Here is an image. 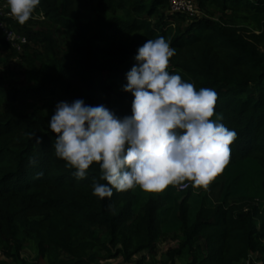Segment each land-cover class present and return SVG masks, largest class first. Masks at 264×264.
Wrapping results in <instances>:
<instances>
[{
	"label": "trees",
	"instance_id": "trees-1",
	"mask_svg": "<svg viewBox=\"0 0 264 264\" xmlns=\"http://www.w3.org/2000/svg\"><path fill=\"white\" fill-rule=\"evenodd\" d=\"M196 2L206 15L171 12L169 0H41L23 25L0 15L2 66L15 58L23 67L18 87L0 70V264L127 262L138 253L134 264H151L172 236L163 228L171 215L177 243L161 264H255L253 255L264 264V0ZM1 24L26 37L20 51ZM160 36L176 50L167 70L214 89L220 122L237 133L214 177L230 187L222 200L197 186L175 203L176 185L100 199L92 194L94 181L106 183L98 164L77 180L53 154L55 104L83 99L131 115L125 74L137 48ZM25 248L34 257H23Z\"/></svg>",
	"mask_w": 264,
	"mask_h": 264
},
{
	"label": "clouds",
	"instance_id": "clouds-1",
	"mask_svg": "<svg viewBox=\"0 0 264 264\" xmlns=\"http://www.w3.org/2000/svg\"><path fill=\"white\" fill-rule=\"evenodd\" d=\"M6 3L12 17L23 25L41 0ZM170 45V39L160 36L146 39L137 48L136 63L122 85L133 97L131 115L118 117L105 105H88L83 99L58 101L54 106L47 122L56 134L53 154L74 169L77 180L86 178L90 167L98 164L100 180L106 183L94 181L92 194L100 199L110 198L114 190L137 186L159 192L183 183L186 189L185 181L207 188L230 159L229 146L237 133L221 123L223 117L215 112L217 92L197 90L179 74L170 73L169 61L176 53ZM30 136L40 145V137ZM36 163L35 157H29L30 165Z\"/></svg>",
	"mask_w": 264,
	"mask_h": 264
},
{
	"label": "rangeland",
	"instance_id": "rangeland-1",
	"mask_svg": "<svg viewBox=\"0 0 264 264\" xmlns=\"http://www.w3.org/2000/svg\"><path fill=\"white\" fill-rule=\"evenodd\" d=\"M192 9L195 10V11L193 10L192 15L187 12L190 16H193L194 14L195 15L199 14L201 16L207 14L206 10L204 9L201 10L198 8L196 0L193 1ZM0 15L6 16V17L12 16L10 11L8 10L6 0L0 1ZM39 18L42 19L41 16H39ZM7 52L8 51L0 50V70L4 68L6 71H8V73H10V77L12 78L11 80L12 85L18 87L23 83V78H22V73H21L23 72V67L20 64V62L15 58H12L8 62L7 67L2 66L4 57L7 54ZM185 182H189V187L187 188H193V190L197 189L196 187L192 186V182L190 181H185ZM166 188L159 192L164 193ZM187 188L184 190H179V185L175 186V198H174L175 203H177L180 200V198L184 195ZM205 189L207 190V195L209 199L212 201H215V200H222L225 193L229 192L230 187L228 186L227 182L223 183V182L217 181L216 178H213L209 182L207 188ZM176 224H177V220L175 219V216L171 215V217L169 218V221L164 225L163 228L169 232V236L171 235L172 236L169 237V239H167L166 241L157 244L156 255L154 257H150L147 262L151 264H161L164 261L166 251L169 248L175 246L177 243V239L175 237L177 234ZM21 254L25 258H30V257H34L35 251L32 248H25L24 250H22ZM139 258H140V254L138 253L135 256H133L129 261L126 262L123 260L121 255H117L116 257L112 259L100 260V263L101 264H133ZM255 258L256 256L253 255L252 259L256 260ZM178 264H180V262H178ZM244 264H249V263L247 261H244Z\"/></svg>",
	"mask_w": 264,
	"mask_h": 264
},
{
	"label": "built area",
	"instance_id": "built-area-1",
	"mask_svg": "<svg viewBox=\"0 0 264 264\" xmlns=\"http://www.w3.org/2000/svg\"><path fill=\"white\" fill-rule=\"evenodd\" d=\"M193 1L194 0H169V9L171 12H180L186 14L190 13L192 15V12L194 10L192 9ZM1 28L5 33L6 40H9L12 43V45L20 51L22 43L27 42L26 37L16 34L15 32L8 29L4 24H1ZM184 183L189 184V182H184ZM179 189H184L183 183L179 184Z\"/></svg>",
	"mask_w": 264,
	"mask_h": 264
}]
</instances>
